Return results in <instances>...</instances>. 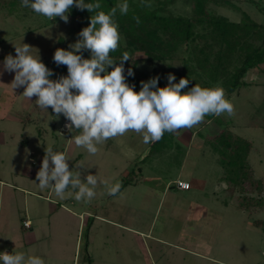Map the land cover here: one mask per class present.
Returning a JSON list of instances; mask_svg holds the SVG:
<instances>
[{
    "label": "rangeland",
    "instance_id": "obj_1",
    "mask_svg": "<svg viewBox=\"0 0 264 264\" xmlns=\"http://www.w3.org/2000/svg\"><path fill=\"white\" fill-rule=\"evenodd\" d=\"M253 1L264 6V0ZM241 6L263 20L255 4ZM172 8L192 13L182 0ZM218 10L240 18L238 11ZM68 17L67 23L60 17L49 20L34 11L13 10L0 0V69L8 54L16 55L14 44L26 43L53 71L55 50H71L67 45L74 44L82 30L78 17L70 12ZM60 36L65 38L62 44ZM183 51L180 46L174 66L181 65ZM133 56L140 59L136 73L149 80L154 66L141 52ZM14 75H0V252L38 256L44 264H220L213 258L226 264H264V207L252 212L239 206L240 194H264V73L250 70L246 78L252 84L230 96L225 93L234 105L231 117L206 116L191 129L165 132L156 144H145L142 134L129 131L97 145L95 155L74 144L77 130L61 128L67 121L62 114L56 117L51 108H39L35 97L26 100L23 87L13 91ZM221 131L253 142L243 171L236 170L230 151L221 152L224 148L214 139ZM47 146L64 153L69 170L81 172L82 180L97 175L120 183V191L108 195L98 183L90 202L76 201L70 187L64 199L52 189L48 194L50 187L41 189L36 179ZM178 179L189 180L190 188V181L205 179L207 184L186 191L169 187ZM222 179L229 189L222 187ZM25 219L32 228L24 226ZM253 219H258L255 226ZM201 240L212 247L210 252L201 253Z\"/></svg>",
    "mask_w": 264,
    "mask_h": 264
},
{
    "label": "clouds",
    "instance_id": "obj_2",
    "mask_svg": "<svg viewBox=\"0 0 264 264\" xmlns=\"http://www.w3.org/2000/svg\"><path fill=\"white\" fill-rule=\"evenodd\" d=\"M22 6L30 8L49 20L60 17L68 22V12L74 6L79 10L87 9L94 13L90 23L79 33V39L70 44L71 50L57 48L53 61L57 66L67 67V75L53 80V71L31 54L32 46L26 43L15 45L13 56L8 54L3 61L0 75L4 71L14 72L10 85L14 91L23 87L22 96L48 111L53 110L56 117L61 114L69 123L65 125L70 132H79L73 142L83 147L91 155L98 152L97 145L107 140L123 136L129 131L142 134L145 144L158 142L165 132L176 133L180 129H191L202 123L208 115L229 117L235 114L234 105L225 98L224 89L189 85L182 77L178 83L175 76L168 74V83L158 85L159 77L141 81L140 90L134 91V85L126 82L124 62L130 57L124 53L120 63L110 56L117 50L121 39L118 24L114 19L117 11L127 15V0L113 6L107 13L101 9L99 0L86 3L85 0H22ZM141 7L151 8L148 0H141ZM137 24L138 16H133ZM90 52L85 58L83 52ZM111 68L109 71L108 69ZM128 76H133L131 68ZM69 158L62 152L54 151L52 146L45 148V155L36 179L41 189L52 187L55 195L64 199L65 191L70 187L76 201L90 202L96 195L97 184H102L108 195H116L120 183L98 179L88 174L81 179V172L69 170ZM77 167H81L78 165ZM72 193H69L71 195ZM2 264H44L38 256H26L24 253L0 252Z\"/></svg>",
    "mask_w": 264,
    "mask_h": 264
},
{
    "label": "trees",
    "instance_id": "obj_3",
    "mask_svg": "<svg viewBox=\"0 0 264 264\" xmlns=\"http://www.w3.org/2000/svg\"><path fill=\"white\" fill-rule=\"evenodd\" d=\"M179 1L148 0L152 7L147 8L140 6L141 0H127L129 4L127 15H120L117 11L114 19L118 24L121 39L117 50L111 52L110 56L116 63H120L123 54H128L130 59L124 62V75L126 82L130 86L134 85V91L140 90L141 81H148L136 73L140 59L133 55L138 52L143 53L147 62L154 66L151 78L159 77L160 87L167 85V76L173 71L176 83L182 77L189 80L187 88L195 84L202 87L219 85L224 89V93L230 96L241 87L252 84L246 78L250 70L258 69L264 73V18L257 21L241 6L242 2H249L264 13L261 1L258 3L253 0H182L190 5L191 15L176 13L173 10L172 7ZM85 2L95 3L97 0ZM123 2L124 0H99L101 9L97 11L107 13L113 6ZM4 3L13 10L23 9L26 14L33 11L23 7L22 0H4ZM218 8L238 11L240 18L234 20L229 15L219 12ZM69 12L70 15L78 17V26L81 29L89 25L90 17L94 14L87 9L79 10L74 6ZM133 16L139 17V24ZM64 39L60 36L59 44H62ZM180 46H184V54L180 58L181 65L176 67L172 62ZM67 47L69 49V45ZM82 54L85 58H90L89 51L85 50ZM158 67H161L160 72L157 71ZM129 68L132 69L133 76H128ZM62 75H67V67L55 65L53 76L50 78L56 80ZM207 117L212 118V115ZM214 139L224 148L221 151L223 154L229 151L233 154L236 170L243 171L253 142L240 136L231 138L225 131L216 134ZM161 140L162 138L158 142ZM240 187L242 188V185ZM239 197L240 208L251 207L253 210L264 207V194L248 196L245 193ZM246 197L250 199L249 202L244 201Z\"/></svg>",
    "mask_w": 264,
    "mask_h": 264
},
{
    "label": "crops",
    "instance_id": "obj_4",
    "mask_svg": "<svg viewBox=\"0 0 264 264\" xmlns=\"http://www.w3.org/2000/svg\"><path fill=\"white\" fill-rule=\"evenodd\" d=\"M182 180H186V179H182ZM187 181H189V180H187ZM191 182V184H192V186H191V188H197L198 189V187H205L206 186V184H207V181L205 180V179H199V180H195V181H190ZM170 182H168L167 183V187L170 185L169 184ZM221 183H222V187H224V189H229V186H228V184L227 183H225V181L222 179L221 180ZM173 185H170L169 187H171V188H174V189H176V190H181V191H186V190H191V188H189V189H180V188H178L177 187V185H176V180L175 181H173V183H172ZM166 187V188H167ZM218 189L217 190H219L220 189V186H218L217 187ZM52 189V187L50 186V188H49V190H48V194H50V190ZM24 191V193H32V192H30L28 189H23ZM216 190V189H215ZM47 199H48V197H46ZM197 205V204H196ZM196 205H194V206H196ZM54 210H57V208L56 207H54V208H52V212H56V211H54ZM254 210H258V209H253V211L252 212H254ZM25 220H27V219H25ZM27 221H30V220H27ZM256 221H258V219H253L251 222L253 223L252 225L253 226H255L254 224L256 223ZM30 223H31V221H30ZM261 226L263 227V229H264V222H262V224H261ZM26 227V226H25ZM33 226H32V224H31V227H29V228H32ZM197 246H199L200 248H201V253L202 252H210L211 251V248L212 247H209V245H208V242L207 243H204L202 240H201V244H199V245H197ZM224 247H226L227 248V246H224ZM88 248H90L89 247V245L87 244V250H88ZM189 250H191V248L189 249ZM5 251H7L8 253H10L9 252V250H4V251H2V252H5ZM88 252V251H87ZM11 254V253H10ZM88 255H89V253H87ZM208 254V253H207ZM262 254H264V251L262 252ZM216 259V262L217 263H220V264H226L225 262H223L222 260H219V259H217V258H213V260H215ZM215 262V261H214ZM235 264L237 263V262H234ZM0 264H2V262H0Z\"/></svg>",
    "mask_w": 264,
    "mask_h": 264
},
{
    "label": "built area",
    "instance_id": "obj_5",
    "mask_svg": "<svg viewBox=\"0 0 264 264\" xmlns=\"http://www.w3.org/2000/svg\"><path fill=\"white\" fill-rule=\"evenodd\" d=\"M67 123H69V122H68V121H64V122H63V125H62V127H61V128H62L63 130H65V131L68 130V128L65 127V125H66ZM176 185H177V187L180 188V189H189V188H190V183H189L187 180L178 179V180L176 181ZM23 224H24V226H26V227H28V228L31 227V223H30V221L25 220V221L23 222ZM75 264H79L78 261H77V263H76V261H75Z\"/></svg>",
    "mask_w": 264,
    "mask_h": 264
}]
</instances>
